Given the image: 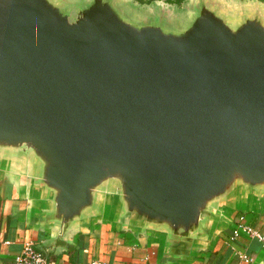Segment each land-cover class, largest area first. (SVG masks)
Masks as SVG:
<instances>
[{"label": "water", "instance_id": "95a60500", "mask_svg": "<svg viewBox=\"0 0 264 264\" xmlns=\"http://www.w3.org/2000/svg\"><path fill=\"white\" fill-rule=\"evenodd\" d=\"M138 6L0 0V174L48 255L108 221L188 261L264 210V7Z\"/></svg>", "mask_w": 264, "mask_h": 264}, {"label": "crops", "instance_id": "0c3cea01", "mask_svg": "<svg viewBox=\"0 0 264 264\" xmlns=\"http://www.w3.org/2000/svg\"><path fill=\"white\" fill-rule=\"evenodd\" d=\"M34 208L17 178L10 173L0 174V264H14L13 258L27 241L49 264H264L261 243L240 230L246 226L264 236V210L257 206L229 213V222L204 241L194 257L180 262L163 259L157 242L131 230L117 229L108 221L94 223L87 232L74 233L69 239L70 251L48 255L42 246L51 231L36 229L27 220V213ZM235 230L239 234L231 241ZM239 255H246L250 262L245 263Z\"/></svg>", "mask_w": 264, "mask_h": 264}, {"label": "built area", "instance_id": "2783aa9c", "mask_svg": "<svg viewBox=\"0 0 264 264\" xmlns=\"http://www.w3.org/2000/svg\"><path fill=\"white\" fill-rule=\"evenodd\" d=\"M244 233L256 238L261 243V248L264 250V236L256 233L249 227H243L240 229ZM239 234L238 230H235L230 238L231 241L235 240ZM239 258L245 263H249L250 259L246 255H239ZM14 264H49L45 261L44 257L34 248L31 242H24L22 248L13 258ZM88 264H105L99 261H91Z\"/></svg>", "mask_w": 264, "mask_h": 264}, {"label": "rangeland", "instance_id": "374dc122", "mask_svg": "<svg viewBox=\"0 0 264 264\" xmlns=\"http://www.w3.org/2000/svg\"><path fill=\"white\" fill-rule=\"evenodd\" d=\"M131 1L134 5L138 6L137 3L134 0H129ZM147 1V0H146ZM149 2L139 5L138 7H143V8H150L153 7L154 5H158L162 8L166 9H171V10H180L184 7L186 0H182V2L179 5H175L173 3H170L168 1L170 0H148ZM231 5H235L237 3H253V2H259L263 7H264V2L263 0H226Z\"/></svg>", "mask_w": 264, "mask_h": 264}, {"label": "trees", "instance_id": "16d2710c", "mask_svg": "<svg viewBox=\"0 0 264 264\" xmlns=\"http://www.w3.org/2000/svg\"><path fill=\"white\" fill-rule=\"evenodd\" d=\"M134 1L138 2L139 4H145V3L149 2L148 0L147 1L146 0H134ZM168 2L179 5L182 2V0H170ZM263 2H264V0H263Z\"/></svg>", "mask_w": 264, "mask_h": 264}]
</instances>
